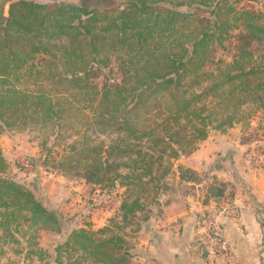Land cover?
I'll use <instances>...</instances> for the list:
<instances>
[{
    "label": "trees",
    "instance_id": "16d2710c",
    "mask_svg": "<svg viewBox=\"0 0 264 264\" xmlns=\"http://www.w3.org/2000/svg\"><path fill=\"white\" fill-rule=\"evenodd\" d=\"M233 28L246 45L230 60L217 58V49L226 51L225 42L233 39ZM253 41L264 45V15L230 0H0V133L39 121L59 126L76 104L70 96L80 90L99 101L95 118L118 137L108 148L75 144L63 166L83 170L89 182L126 187L127 193L121 219L98 229L87 223L70 229L58 210L7 175L0 148V206L26 211L35 224L64 235L54 264H131L127 228L139 214L149 212L144 222L160 215L162 180L172 159L193 153L212 131L247 127L258 111L264 113V56L250 49ZM114 53L127 58L116 77L109 67L110 77L98 87L94 81ZM37 59L43 66L38 78ZM22 80L34 89L20 87ZM113 156L129 162L111 164ZM177 168L181 179L199 180L194 170ZM209 192L224 196L226 184ZM14 212L3 217L9 221ZM38 250L37 244L41 260L53 255Z\"/></svg>",
    "mask_w": 264,
    "mask_h": 264
},
{
    "label": "rangeland",
    "instance_id": "374dc122",
    "mask_svg": "<svg viewBox=\"0 0 264 264\" xmlns=\"http://www.w3.org/2000/svg\"><path fill=\"white\" fill-rule=\"evenodd\" d=\"M35 1L45 3L60 1L77 4L82 2V0ZM230 1L238 8L250 9L264 15V0ZM239 33V29H232L230 35L233 39L225 42L226 51H223L222 48L217 49L215 54L217 58L230 60L240 46L246 45L244 39L238 40L237 35ZM250 49L255 51L257 55L262 54L264 56V45L258 42L253 41ZM125 58L127 56L123 58L117 53L110 56V65L106 69H100V76L94 81L98 87H102V84L110 77L112 72L109 67H114L112 77L117 76L116 74L119 73L118 65ZM90 67L95 71L100 68L95 61L91 62ZM42 69V60L37 59V78L40 74L38 71ZM24 82L25 80L20 82V87L29 85L30 89H34V84ZM39 85L37 84V89ZM70 99L76 100V104H73L74 107L67 114L69 119L64 118L63 121L58 122L59 126L55 125L54 122L39 121L7 129L0 133V148L9 163L7 175L32 190L45 205L58 210L70 229L86 226V223L90 224L92 229H98L108 224L111 218L121 219L119 206L127 195L126 187L118 184L113 187L110 186V182H89L85 178L83 170L64 167L63 164L67 161L65 156L70 153V148L75 144L77 147L103 145L108 148L113 146L112 144L118 137V132L110 128L103 119L95 118L93 110L99 101L93 103L92 98L80 90H75V94L71 95ZM233 128L234 130L229 129L226 132L229 131V135L236 134L240 141L247 143L243 158L248 161L251 170L264 172L255 163V161H259L257 155L264 152V113L261 110L258 111L250 119V124L247 127L236 124ZM218 132L220 131H212L210 135ZM190 155L172 159V170L162 180L165 189L161 192V204L166 201V197L169 192H172V189L178 188L175 182L178 161H188L187 157ZM114 159H116L115 156L111 158V164L124 165L125 162H129L113 161ZM226 161L233 160L229 157ZM119 169L125 170L124 173L128 172L125 167ZM112 173L111 177L114 178V172ZM232 195V190H228L225 197ZM225 203L226 198L222 199L220 205H225ZM220 205L215 211L220 209ZM155 207L154 204L150 205V209H155ZM12 211H15V215L6 221L3 212L9 215ZM145 216L150 217L149 212L139 214L132 220L131 226L127 228L129 233L132 232L128 235V239L132 245L133 257L137 252L136 241L146 237L144 229L150 220L144 222L147 219ZM0 222L6 224L0 225V264H54V249L63 240L64 235L35 224L30 220L29 213L16 211L15 208L7 210L0 206ZM37 244L38 249H42L41 251L47 252V254L51 252L53 255L41 260L37 255ZM78 253L77 255H81L82 252ZM73 255L76 257V254ZM133 257L131 264H134Z\"/></svg>",
    "mask_w": 264,
    "mask_h": 264
},
{
    "label": "crops",
    "instance_id": "0c3cea01",
    "mask_svg": "<svg viewBox=\"0 0 264 264\" xmlns=\"http://www.w3.org/2000/svg\"><path fill=\"white\" fill-rule=\"evenodd\" d=\"M229 134L210 135L188 161H178L176 167L194 170L199 180L181 179L177 168L178 188L168 193L158 218L147 223L146 237L136 241L134 264H217L204 248L202 218L218 209L228 190L239 214L225 217V236L240 264H264V172L251 170L243 158L247 143ZM220 157L233 161H217ZM218 183L226 184L225 195H210Z\"/></svg>",
    "mask_w": 264,
    "mask_h": 264
},
{
    "label": "built area",
    "instance_id": "2783aa9c",
    "mask_svg": "<svg viewBox=\"0 0 264 264\" xmlns=\"http://www.w3.org/2000/svg\"><path fill=\"white\" fill-rule=\"evenodd\" d=\"M255 161L260 170H264V152L257 155ZM225 205L215 212H209L202 218L205 232L204 248L217 264H240L231 243L225 236L224 219L227 216H238L239 207L231 196H226Z\"/></svg>",
    "mask_w": 264,
    "mask_h": 264
}]
</instances>
